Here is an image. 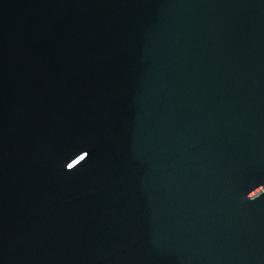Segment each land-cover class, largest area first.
Wrapping results in <instances>:
<instances>
[{
	"label": "water",
	"instance_id": "water-1",
	"mask_svg": "<svg viewBox=\"0 0 264 264\" xmlns=\"http://www.w3.org/2000/svg\"><path fill=\"white\" fill-rule=\"evenodd\" d=\"M0 264H264V0H0Z\"/></svg>",
	"mask_w": 264,
	"mask_h": 264
}]
</instances>
